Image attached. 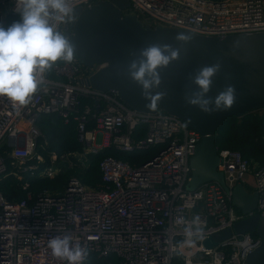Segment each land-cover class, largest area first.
Here are the masks:
<instances>
[{"label": "built area", "instance_id": "built-area-1", "mask_svg": "<svg viewBox=\"0 0 264 264\" xmlns=\"http://www.w3.org/2000/svg\"><path fill=\"white\" fill-rule=\"evenodd\" d=\"M105 0H73L78 8L89 9ZM123 15H135L146 26L184 30L207 37L264 32V0H129ZM16 0H0V24L15 11ZM20 18V17H19ZM65 32L66 25L61 26ZM108 64L85 68L73 62L53 67L56 79L46 74V87L19 111L6 97H0V178L34 173L43 163L36 155L42 115L57 114L68 122L73 114L82 152L75 157L84 167L89 155L114 149L156 152L141 164H130L112 156L100 163L104 185L91 189L71 178L61 193H42L30 204L8 202L0 194V264H66L54 258L48 241L70 235L99 257L117 256L121 264H244L260 245L251 233L236 234L212 249L203 241L216 232L233 229L245 215L232 204L230 193L215 182L189 190L191 157L202 135L166 113L143 114L127 107L114 91L99 92L81 81L90 72ZM90 98L93 106L79 113L80 98ZM95 122L88 128V123ZM146 127L144 138H135L138 126ZM225 182L233 190L247 176L258 193L257 208L250 215L264 218V167L251 164L241 153L218 150ZM36 160L34 163L33 161ZM52 163L57 155H52ZM54 165L41 174L53 177ZM199 215L205 223V238L196 249L178 255L172 246L183 239L181 220ZM88 255V256H89Z\"/></svg>", "mask_w": 264, "mask_h": 264}, {"label": "water", "instance_id": "water-1", "mask_svg": "<svg viewBox=\"0 0 264 264\" xmlns=\"http://www.w3.org/2000/svg\"><path fill=\"white\" fill-rule=\"evenodd\" d=\"M129 0H105L89 9H76L77 19L67 24L65 34L75 47L76 58L88 69L96 65L106 67L90 72L83 79L84 86L95 91H114L129 108L143 114L166 113L182 120L188 128L202 135L191 157L192 179L189 190L215 182L230 193L233 206L247 216L233 226L214 233L203 241L212 249L232 234L251 233L260 238L259 247L251 252L244 264H264V218L250 215L257 208L258 193L247 190L244 183L228 188L216 147V132L230 118L244 116L264 109V32L229 35L225 38L207 37L184 30L144 25L135 15H123ZM192 36L188 42L176 39L177 34ZM151 44L171 45L179 51V58L166 68L159 69L161 84L153 93H164L156 110L146 108L141 88L128 75L129 62L138 57L139 49ZM135 55H132V54ZM220 63L209 96L214 97L226 85H233L236 101L231 109L211 115L187 104L185 95L193 90L189 77L202 66Z\"/></svg>", "mask_w": 264, "mask_h": 264}, {"label": "clouds", "instance_id": "clouds-1", "mask_svg": "<svg viewBox=\"0 0 264 264\" xmlns=\"http://www.w3.org/2000/svg\"><path fill=\"white\" fill-rule=\"evenodd\" d=\"M15 11L19 20L7 27L0 24V97H6L19 111L46 87V74L58 62H73L75 47L61 26L74 22L77 16L73 0H16ZM176 39L186 43L192 36L181 32ZM178 58L179 51L171 45L151 44L139 49L138 57L129 62L128 75L140 86L146 108H158L165 95L152 91L161 84L159 69ZM220 68V63L202 66L189 77L194 88L185 95L188 105L209 115L231 109L236 101L233 85H226L214 97L208 95ZM179 223L183 239L172 250L184 255L205 238V223L199 215ZM48 248L54 258L66 264H84L89 255V250L70 235L51 238Z\"/></svg>", "mask_w": 264, "mask_h": 264}, {"label": "trees", "instance_id": "trees-1", "mask_svg": "<svg viewBox=\"0 0 264 264\" xmlns=\"http://www.w3.org/2000/svg\"><path fill=\"white\" fill-rule=\"evenodd\" d=\"M16 15L9 14L3 26H9L13 21L19 20ZM47 76L56 79L53 70L47 72ZM94 102L87 97L80 98L79 113L86 106H93ZM78 114H73L68 122L57 114L42 115L37 121V127L41 137L37 142L36 155L43 159L39 169L30 175L22 174L21 178L13 175L0 178V194L8 202H22L30 194V204L44 192L53 194L64 191L71 178H78L83 185L91 189H99L104 185L100 172L101 161L109 156L128 162L141 164L149 160L156 152L134 151L125 153L106 148L98 154L89 155L86 166H82L75 157H70L68 163H63V157L82 152V145L78 141L77 120ZM95 122L88 123L87 127H93ZM146 135V127L138 126L135 138L140 140ZM216 147L218 150H232L241 153L243 158L251 164L264 167V109L250 113L243 118H230L221 125L216 132ZM57 155L60 163L58 172L53 177H47L41 173L52 167V155ZM34 163L36 160L33 161ZM179 258H176L177 263ZM121 260L115 256L99 257L90 254L84 264H121Z\"/></svg>", "mask_w": 264, "mask_h": 264}, {"label": "crops", "instance_id": "crops-1", "mask_svg": "<svg viewBox=\"0 0 264 264\" xmlns=\"http://www.w3.org/2000/svg\"><path fill=\"white\" fill-rule=\"evenodd\" d=\"M244 185L246 186L247 190L249 191H254V182H253V178L249 175L247 177H245L244 179Z\"/></svg>", "mask_w": 264, "mask_h": 264}, {"label": "rangeland", "instance_id": "rangeland-1", "mask_svg": "<svg viewBox=\"0 0 264 264\" xmlns=\"http://www.w3.org/2000/svg\"><path fill=\"white\" fill-rule=\"evenodd\" d=\"M62 162H63V163H68V162L65 161V160H64V161L62 160ZM53 165H54L55 168H57V170H59V165H60L59 162H55V164H53Z\"/></svg>", "mask_w": 264, "mask_h": 264}]
</instances>
